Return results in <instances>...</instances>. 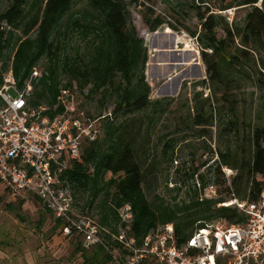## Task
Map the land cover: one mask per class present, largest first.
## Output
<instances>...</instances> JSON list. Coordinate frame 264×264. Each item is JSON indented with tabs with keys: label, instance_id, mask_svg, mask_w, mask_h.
Segmentation results:
<instances>
[{
	"label": "trees",
	"instance_id": "obj_1",
	"mask_svg": "<svg viewBox=\"0 0 264 264\" xmlns=\"http://www.w3.org/2000/svg\"><path fill=\"white\" fill-rule=\"evenodd\" d=\"M79 1L85 2L86 10L74 11ZM213 1L200 0L197 3L194 0L189 5L198 20L197 29L192 30L180 22L185 16L182 9L188 4L173 11V16L195 40L207 83L212 85L215 95L221 94L219 99L225 102L219 111L228 109L223 132L230 135L236 131V105L234 100L226 104L231 102L229 93L241 90L240 82L244 81L252 82L264 91V73L245 67L255 58L258 48L264 49V0L260 3L259 0H236L234 3L216 0L219 1L218 6L211 5ZM7 2L6 9L0 13V56L9 46L16 47L11 71L17 87L23 89L37 65L43 59L47 62L41 76L33 81L29 100L32 107L47 106L49 117L60 114L62 107L56 105L62 88H75L84 94L86 100L99 94L101 106L105 107L109 101L112 105V111L103 118L99 136L94 141L84 142L79 157L69 162L68 169L61 176L71 189L75 203L77 197L83 200L81 212L108 231V234L103 233L105 237L118 233L121 226L118 211L126 205L132 211L130 234L138 243L150 232L167 224L173 225L177 244L182 246L206 223L223 220L234 226L247 222V216L235 206L218 205L232 199L247 203L259 200L264 190V125L248 133V146L239 152L226 148L224 152L215 153L217 159L209 164L213 156L209 149L210 159L199 163L192 160L180 165L176 170L179 183L165 182L168 193L179 196L185 191L180 204L175 202V197L166 202L159 195L150 202L144 191V175L135 159L136 138L127 132L126 125L117 120L136 118L146 111L154 113L156 108L164 113L172 101H151V89L145 78L148 55L144 37L164 24L161 16L148 9L150 14L142 17L144 30L139 37L132 13L124 0ZM145 2L147 4L151 0ZM201 7H204L203 11ZM235 7L247 10L241 25L229 24L218 13ZM168 28L176 29L171 24ZM32 32L36 33L33 38L30 37ZM75 37L86 41V45L70 46ZM5 68L4 65L3 72H6ZM261 70H264V62ZM3 72L0 71V84ZM62 77H67L65 83H62ZM198 84H206V81ZM222 87L224 90L221 91ZM86 113L99 121L93 114ZM213 121V115L210 113L207 118L201 107L195 115L194 126L204 128L202 132L205 134L206 128L213 126ZM167 146L171 147V141ZM167 152L163 151V155L166 156ZM205 167L207 171L201 173ZM221 167L235 172L230 183L223 176ZM209 184L217 187L219 198L201 200L200 195ZM22 206L23 201H20L8 204L7 209L24 220ZM52 219L54 223L49 237L61 233L62 228L61 221ZM44 223L45 217H42L38 221L39 228ZM71 238L75 241L73 254L81 257L82 264H113L101 248L85 250L78 235Z\"/></svg>",
	"mask_w": 264,
	"mask_h": 264
},
{
	"label": "rangeland",
	"instance_id": "obj_2",
	"mask_svg": "<svg viewBox=\"0 0 264 264\" xmlns=\"http://www.w3.org/2000/svg\"><path fill=\"white\" fill-rule=\"evenodd\" d=\"M124 1L132 13V20L139 37H142L144 30L142 17L150 14L148 9H152L154 15H159L165 20L156 32L144 37L148 55L145 78L151 89V101L161 99L172 101L164 113H160L156 108L154 113L146 111L136 118H121L117 122L126 125L127 132L136 138L135 159L144 175V191L148 200L153 202L155 196L159 195L166 202H171L175 197V202L180 204L185 191L183 190L184 192L179 196L168 193L165 182L179 183L176 175L177 168L192 160L199 163L210 159L209 149L213 152L209 164H213L217 158L215 153L224 152L226 148L239 152L242 147H247L248 133L253 128L264 125V91L255 87L252 82L244 81L240 82L241 90L229 93L231 102L226 104H231L234 100L233 103L236 105L234 109L236 131L230 135L224 133L229 112L227 107L224 111L219 110L224 107L225 102L219 99L221 94L213 93L212 85L207 83L199 49L190 42L192 38L173 16V11L182 8L183 4H188V7L182 9L185 16L180 19V22L192 30L197 29L199 23L195 18V12L189 9V5L194 0H151L147 4L145 0ZM235 1L226 0L227 3ZM195 2L199 3L200 0ZM210 3L219 5V1L216 0ZM7 5V0H0V13L6 9ZM86 8L85 2L79 1L74 11L86 10ZM201 10L203 11L204 7H201ZM246 11V9L235 7L218 13L222 14L229 24L241 25ZM169 24L176 29L168 28ZM17 35L20 36V33L17 32ZM35 35L36 33L32 32L30 37L33 38ZM72 45L84 47L86 41L75 37L70 41V46ZM15 48L9 46L0 56V71L3 72L4 65L6 67V72L2 75L11 70ZM190 52L198 55L197 62ZM256 53L255 58L245 64V67L264 73V70H261L264 49L258 48ZM46 63L43 59L36 70L41 73ZM157 63L167 65H164L163 71L159 72L156 68L159 66ZM203 80L206 84H198ZM61 81L65 83L67 77H62ZM222 90H224L223 87ZM76 97L84 111L99 118L98 126L101 131L103 118L112 111L109 99V104L104 107L101 106L99 94L86 100L84 94L76 90ZM201 107L204 108L207 118L211 113L214 119L213 126L207 127L205 134L202 132L205 131L204 128L194 126L195 115ZM170 141L171 147L167 146ZM167 150L164 156L163 151ZM207 169L205 167L201 173L206 172ZM76 200L77 209L79 212L83 211V200L78 197ZM20 201H23L24 220L17 218L7 209L8 204H16ZM42 217H45V223L39 228L38 221ZM53 223L52 217L37 200L21 195L11 197L0 186V264H82L81 257L73 254L74 238L64 237L61 233L49 237V230Z\"/></svg>",
	"mask_w": 264,
	"mask_h": 264
},
{
	"label": "built area",
	"instance_id": "obj_3",
	"mask_svg": "<svg viewBox=\"0 0 264 264\" xmlns=\"http://www.w3.org/2000/svg\"><path fill=\"white\" fill-rule=\"evenodd\" d=\"M190 42L197 48L194 39ZM40 76L34 69L24 88L19 89L10 70L0 84V186L11 197L37 200L61 221L64 237L78 235L83 249L101 248L113 264L264 263V190L255 203L232 199L218 205L235 206L247 216L244 225L231 226L223 220L206 223L182 246L177 244L172 224L150 232L138 243L130 234L129 205L118 211V233L105 237L108 231L79 212L71 189L61 180L69 162L81 154L84 142L99 136L98 120L80 108L74 89L60 90L56 106H61L62 112L54 117L47 115V106L32 107L33 81ZM221 171L230 183L235 172L227 167ZM218 198L213 184L200 195L201 200Z\"/></svg>",
	"mask_w": 264,
	"mask_h": 264
},
{
	"label": "crops",
	"instance_id": "obj_4",
	"mask_svg": "<svg viewBox=\"0 0 264 264\" xmlns=\"http://www.w3.org/2000/svg\"><path fill=\"white\" fill-rule=\"evenodd\" d=\"M166 51V50H165ZM185 52H189V51H185ZM190 53H192V55L194 56V58H195V61L197 62L198 61V59H197V56L198 55H195L193 52H190ZM157 65H159L158 67H156L157 69H158V71L160 72V71H163V68H164V65H167L166 63H157ZM156 65V66H157ZM199 66V65H198ZM163 67V68H162Z\"/></svg>",
	"mask_w": 264,
	"mask_h": 264
}]
</instances>
